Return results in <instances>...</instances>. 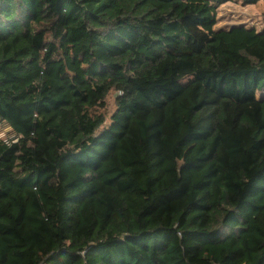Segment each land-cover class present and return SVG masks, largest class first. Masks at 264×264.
<instances>
[{
	"label": "trees",
	"instance_id": "1",
	"mask_svg": "<svg viewBox=\"0 0 264 264\" xmlns=\"http://www.w3.org/2000/svg\"><path fill=\"white\" fill-rule=\"evenodd\" d=\"M229 1L0 0V264H264V27Z\"/></svg>",
	"mask_w": 264,
	"mask_h": 264
},
{
	"label": "rangeland",
	"instance_id": "2",
	"mask_svg": "<svg viewBox=\"0 0 264 264\" xmlns=\"http://www.w3.org/2000/svg\"><path fill=\"white\" fill-rule=\"evenodd\" d=\"M245 25L259 30L264 27V2L258 1L255 4L245 5L240 1H229L221 4L217 8L216 24L217 28H228L233 25ZM114 93H110L106 98L105 113L108 116L114 108ZM0 136L6 140L13 138L12 131L4 126H0Z\"/></svg>",
	"mask_w": 264,
	"mask_h": 264
}]
</instances>
